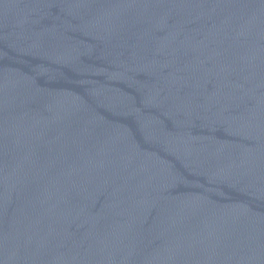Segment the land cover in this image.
I'll return each instance as SVG.
<instances>
[{"label":"water","instance_id":"obj_1","mask_svg":"<svg viewBox=\"0 0 264 264\" xmlns=\"http://www.w3.org/2000/svg\"><path fill=\"white\" fill-rule=\"evenodd\" d=\"M0 264H264V0H0Z\"/></svg>","mask_w":264,"mask_h":264}]
</instances>
